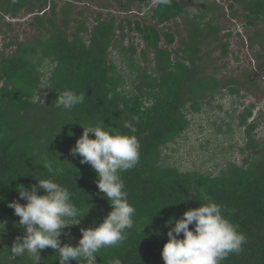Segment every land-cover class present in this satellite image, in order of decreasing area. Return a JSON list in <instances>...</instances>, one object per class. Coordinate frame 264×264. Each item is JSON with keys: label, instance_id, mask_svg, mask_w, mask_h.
<instances>
[{"label": "trees", "instance_id": "obj_1", "mask_svg": "<svg viewBox=\"0 0 264 264\" xmlns=\"http://www.w3.org/2000/svg\"><path fill=\"white\" fill-rule=\"evenodd\" d=\"M53 1L0 0V26L4 17L17 20L26 12L33 18L31 27L42 34L33 42H0V221H7L0 234V264H33L27 255L11 258L9 250L23 235L15 226L19 217L8 207L13 200L26 203L19 198L20 184L30 188L35 179L52 178L73 193L78 207L91 208L79 225L69 227L76 235L79 226H98L112 210L92 166L71 154L82 126L97 120L122 132L128 131L126 121L133 122L141 144L139 163L121 173L129 202L136 208V223L123 243L98 253L97 264H111L114 258L122 264H165L166 222L205 203L204 195L222 205L224 214L247 236L243 251L230 254L222 264H264V145L255 135L264 115L251 122L256 106L238 117L247 140L241 152H252L241 166L229 163L216 177L164 166L165 150L190 131L192 116L217 99L240 98L248 86L257 85L251 82L252 73L247 72L243 82L222 80L217 77L220 67L204 65L205 59L212 62L213 54L204 53V48L216 43L225 58L233 38L232 33L221 36L219 7L212 3L192 14L190 5L180 0L167 6L156 0V7L153 0H130L125 10L136 13V19L99 13L90 28L84 12L79 14L82 21H71L70 4L58 24ZM234 1L244 6L247 28L264 25V0ZM49 7L51 17L46 13ZM229 10L238 17L235 5ZM182 26L186 36L180 33ZM256 38L261 41L250 40L253 46L261 44L262 54L256 57L262 62L258 72L263 73L264 35L257 33ZM66 89L84 92V103L71 111L57 109L53 102ZM133 116H139L138 123ZM46 160L54 161L55 174L44 167ZM60 239L62 244L78 243L62 235ZM58 255L50 247L41 250L40 264H59Z\"/></svg>", "mask_w": 264, "mask_h": 264}, {"label": "clouds", "instance_id": "obj_2", "mask_svg": "<svg viewBox=\"0 0 264 264\" xmlns=\"http://www.w3.org/2000/svg\"><path fill=\"white\" fill-rule=\"evenodd\" d=\"M154 2L153 7H156L158 1ZM159 3L167 6L172 0H159ZM48 9L51 10L50 7ZM85 96L84 92L66 89L58 93L53 104L62 111H71L84 103ZM132 121L138 123L139 116H133ZM82 127L83 134L77 139L71 154L79 155L82 164L92 166L97 174L98 189L110 202L112 210L98 226L82 228V236L75 246L62 244L60 237L64 229L79 225L91 208L85 211L78 207L73 202V193L52 178L35 179L37 183L30 188L20 184L21 187L17 188L19 198L26 203L13 200L8 204L19 217L15 226L23 229V235L17 236L9 248L11 258L27 255L33 264H40L41 250L50 247L59 254V264H71V261L97 264L98 253L102 249L119 246L128 238V230L134 227L136 208L129 202L121 173L139 163L141 144L136 135L137 127L126 121L124 128L128 131L122 132L105 124L104 120ZM90 133L94 138H90ZM53 163L46 160L44 167L55 174ZM40 190L43 194H39ZM202 198L205 203L184 211L179 219L172 218L166 222L169 239L162 249L165 264H222L230 254L243 251L246 234L224 214L222 205L206 195ZM148 225L142 228L143 232ZM6 226L7 221H0V228L4 229L0 234L6 231ZM111 264H122V261L114 258Z\"/></svg>", "mask_w": 264, "mask_h": 264}, {"label": "rangeland", "instance_id": "obj_3", "mask_svg": "<svg viewBox=\"0 0 264 264\" xmlns=\"http://www.w3.org/2000/svg\"><path fill=\"white\" fill-rule=\"evenodd\" d=\"M130 0H54L52 3L58 5L56 20L61 23L63 20V11L67 9V5H72L71 21L80 19L79 14L85 13V18L90 20L89 27L93 25V20L99 13L105 16L109 14L118 19L131 18L136 19V13H126ZM156 1V0H153ZM182 3H188L191 7L192 14L199 13L200 10H206V6L214 3L219 7L217 12L218 21L224 29L223 37L228 33L233 34L230 41V49L227 57H223L221 48L216 43L211 47L204 48L203 52H213L212 62L205 59V66L208 68L220 67L217 77L226 80L235 78L241 82L245 80L247 72L252 73L251 82L256 86H248L247 90H243L240 98L225 96L217 99L211 105L205 106L202 113L192 116L191 129L184 135L176 145L165 150V167L178 168L182 172L199 171L207 175L219 176L222 171L227 169L229 163H235L241 166L251 151L243 154L242 149L247 146L245 138V129L239 127V116L246 108L252 105L256 106L254 110V121L264 115V72L259 73L258 68L262 63L256 56L262 54L261 44L253 46L250 39L261 41L256 38L257 33L264 35V25H260L259 29L247 28V21L243 17L244 6L234 0H180ZM235 5L237 18L232 17L229 10L230 5ZM106 7L104 10L103 8ZM136 11V8H135ZM47 16L51 17V10L48 9ZM2 15L0 14V18ZM83 18L80 19L82 21ZM0 31V42L2 46L15 42H33L42 35L38 30L31 27L33 18L26 12H23L17 20L11 17H4ZM11 24L9 28L7 25ZM183 25V23H182ZM72 31L75 24L72 23ZM180 33L186 36V28L182 26ZM241 35L240 37L238 35ZM132 36V35H131ZM7 37V40H5ZM136 42V41H135ZM139 42V41H138ZM137 43V42H136ZM11 54V51L7 52ZM118 64L121 66L117 53L113 55ZM239 60V61H238ZM243 97V98H242ZM257 140L264 145V120L260 128L256 131ZM82 226L78 227V235L66 228L62 233V237L67 238L68 242L76 243L82 236Z\"/></svg>", "mask_w": 264, "mask_h": 264}]
</instances>
